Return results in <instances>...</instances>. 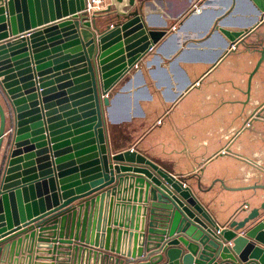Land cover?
Returning <instances> with one entry per match:
<instances>
[{"label":"water","instance_id":"obj_1","mask_svg":"<svg viewBox=\"0 0 264 264\" xmlns=\"http://www.w3.org/2000/svg\"><path fill=\"white\" fill-rule=\"evenodd\" d=\"M252 1L264 22V0ZM85 8L86 0H0V41L8 39L10 32L16 37L0 44V160L5 146L0 165V241L5 239L0 242V264L137 263L123 260L124 250L121 254L120 245L115 250L114 242L110 250L112 232L102 228L105 200L120 191L126 177L135 178L138 188L148 181L146 195L150 192L154 202L148 242L149 247L162 244L148 251L146 264H161L164 257L165 264H264V167L252 186L228 188L217 180L203 190L198 183L201 192H210L217 183L227 192H251L229 221L220 225L185 181L137 150L111 153L105 117L110 93L167 31L149 30L136 0H111L105 12L91 19ZM99 14L115 18L101 27ZM224 26L218 32L229 43L260 56L239 117L250 131L253 125L264 126V100H250L252 79L264 64V36L253 40V29L231 32ZM43 37H58L51 44L64 39L58 45L72 49L54 61L55 70L44 60L48 53L40 47L45 44H38ZM69 67H74L72 73L56 82L75 80L54 87L52 73ZM260 92L264 93V84ZM137 199L135 191L134 202ZM250 202L256 206L250 208ZM96 204L100 205L97 217ZM137 210L140 207L132 208L131 228ZM146 217L144 208V222ZM160 235L174 238L165 242ZM129 236L130 244L133 238H142ZM181 244L188 254L179 248Z\"/></svg>","mask_w":264,"mask_h":264},{"label":"crops","instance_id":"obj_2","mask_svg":"<svg viewBox=\"0 0 264 264\" xmlns=\"http://www.w3.org/2000/svg\"><path fill=\"white\" fill-rule=\"evenodd\" d=\"M110 5L111 0H106L105 10ZM136 6L141 8L143 24L149 30H166L167 36L110 93L111 105L105 109V117L111 153L117 155L129 149L137 150L168 173L185 181L215 221L225 225L248 200L251 192H227L219 183L210 192H201L197 188L198 183L203 190L211 188L217 180H222L228 188L256 184L258 170L264 167V126L253 125L250 131H246L244 118L239 119L242 104L249 98L250 74L260 56L242 45L229 43L218 29L222 24L231 32L253 29L255 34L252 39L255 40L264 36V22L252 0H136ZM99 15L97 23L101 27L115 18ZM53 25L55 23L48 26ZM61 32L59 36L64 38ZM14 38L10 32L9 38L0 41V44ZM56 38L43 37V41L38 43L45 44L40 48L44 54L48 53L44 60L52 63L50 70H55L56 59L72 50L58 45L65 42L64 39L51 44L50 41L54 42ZM32 47L29 46V50ZM57 47L61 50L54 53L53 49ZM63 64H68V61L60 65ZM73 68L52 73L54 87L72 83L75 80L73 77L60 83L56 80L70 75ZM14 74L20 78L19 71ZM263 84L264 64L252 79L250 100H264V93L260 92ZM10 128L8 126L7 131ZM147 182L144 188H138L140 185L136 186L135 178L126 177L120 191L116 190L104 204L106 223L103 222L102 228H110L112 232L109 249L113 242L115 250L120 245L121 254L123 250L125 254L123 260L137 262L134 264L149 262L145 257L148 251L162 244L160 241L152 242L155 245L149 247L148 218L154 202L150 192L146 195ZM71 190L76 192V188ZM135 191H138L137 202H134ZM250 204V208L256 206L255 202ZM99 206H95V217ZM133 207H140V210L136 211L135 225L131 228ZM144 208H147L145 222ZM36 224L26 229H32ZM119 232H123L121 237ZM130 233L142 238L138 241L133 238L130 244ZM159 238L168 242L174 237L160 235ZM179 248L188 254L182 244ZM129 249L131 254L127 257ZM140 250L144 252L143 257H139ZM166 262L164 257L161 264ZM218 262L222 260L218 259Z\"/></svg>","mask_w":264,"mask_h":264},{"label":"built area","instance_id":"obj_3","mask_svg":"<svg viewBox=\"0 0 264 264\" xmlns=\"http://www.w3.org/2000/svg\"><path fill=\"white\" fill-rule=\"evenodd\" d=\"M106 9V0H86V8L84 13L91 19V17L104 11Z\"/></svg>","mask_w":264,"mask_h":264}]
</instances>
